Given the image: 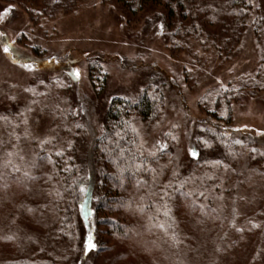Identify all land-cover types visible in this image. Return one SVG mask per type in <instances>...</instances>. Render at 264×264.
<instances>
[{
  "label": "rangeland",
  "instance_id": "374dc122",
  "mask_svg": "<svg viewBox=\"0 0 264 264\" xmlns=\"http://www.w3.org/2000/svg\"><path fill=\"white\" fill-rule=\"evenodd\" d=\"M8 1L0 0V176L31 173L34 169L26 164L36 155L33 144L49 135L57 144L55 151L65 154V164L75 155L84 166L91 142L103 132L111 99L136 98L147 77L158 70L171 79L164 111L154 123L138 118L134 123L151 154L161 144L173 145L177 160L169 173L180 171L183 178L194 170L203 177L207 173L202 168L223 156L216 143L201 153L195 148V142L207 144L194 140L195 127L208 112H216L251 143L232 153L222 167L210 166L214 174L227 173L223 184L230 190L213 204L220 219L214 220L209 240L193 234L190 219L182 214L173 232L178 246H173L191 263L264 264V0H251L252 16L260 18L257 32L250 27L238 50L219 57L208 43L190 40L174 47L161 38L155 14L165 16V0L147 1L143 11H128L123 2L132 0H72L50 17L31 16L28 1ZM73 70L79 71L78 78ZM253 78L257 85H248ZM189 148L198 153L196 158ZM43 171L48 176L26 182L16 205L0 214L3 232L21 244L15 249L0 242V264L26 258L28 264L33 259L37 264H115L114 253L103 249L105 231L101 249L97 245L84 251L95 203L89 170L83 184L88 198L79 202L61 180L51 177L49 167ZM107 244L114 248L112 241Z\"/></svg>",
  "mask_w": 264,
  "mask_h": 264
},
{
  "label": "trees",
  "instance_id": "16d2710c",
  "mask_svg": "<svg viewBox=\"0 0 264 264\" xmlns=\"http://www.w3.org/2000/svg\"><path fill=\"white\" fill-rule=\"evenodd\" d=\"M10 1L13 0L8 2ZM25 1L31 4L26 8L31 16L33 13H40L50 17L72 0ZM147 1L159 4L161 0H132L123 3L128 11L137 8L143 11ZM165 1L166 14H155L158 19L155 22L160 26L161 38L174 47L186 45L190 40L208 43L216 48L215 53L219 57L229 49L238 50L250 27H253L255 34L260 25V18L252 16L251 0ZM145 19L150 24V18L147 16ZM255 37L258 38L257 35ZM105 78L104 73L102 79ZM253 79L255 82L248 85H257L258 79ZM170 82L171 79L166 73L155 70L147 77L144 89L136 98L113 97L106 108L103 132L91 142L88 160L84 166L77 163L75 155H71V159L65 164V154L56 155L57 144L51 135L37 144L34 143L33 150L36 155L32 163L26 164L34 170L28 176L18 172L0 176V214L17 202L19 194L26 192V182L30 184L31 181L37 182L40 177L48 176L43 171L45 167L52 170L50 174L53 179L63 182L74 202H79L84 196L88 198L87 190L81 192L80 189L85 183V170H89L90 188L95 190V203L89 214V234L101 249L105 231L108 238L103 249L106 247L105 250L114 253L115 264L118 261L122 264H198L191 263L188 255H184V251L182 253L177 248L178 240L173 233L175 222L180 220L182 214L185 215L190 219L188 226L193 234L200 240H209L208 234L214 230V220L220 219L213 204L226 190H230L229 186L224 185L227 173L225 175L218 170L214 174L210 166L219 162L216 164L222 167L225 159H231L232 153L242 147H251V143L244 135L237 134V130L216 112H208L209 116L201 121L202 125L195 127L197 134L194 140L201 138L207 144L204 147L195 142V148L201 153L200 149L216 143L222 148L223 156L221 159L218 157L214 164L212 162L202 168L207 173L203 177L194 170L187 171L183 178L179 177L180 171H176L174 175L169 173L171 165H175L177 160L173 145L151 154L140 142L134 118L147 123L156 122L164 111L165 90L170 87ZM254 152L258 153L259 150ZM213 180L217 182L213 184ZM231 186L233 189L234 185ZM18 208L16 214L22 210L20 206ZM55 208L58 209L57 204ZM159 224H164L165 228L161 229L157 226ZM111 241L114 243L112 250L107 244ZM0 242L14 246L15 249L21 245L15 237L4 233L1 227ZM181 242L188 253L189 244L186 246L184 239ZM178 253L181 255H176ZM21 260L23 263L15 261L10 264H28L27 258ZM51 261L54 260L50 258ZM30 263L37 264L34 259Z\"/></svg>",
  "mask_w": 264,
  "mask_h": 264
},
{
  "label": "snow or ice",
  "instance_id": "6c2138e0",
  "mask_svg": "<svg viewBox=\"0 0 264 264\" xmlns=\"http://www.w3.org/2000/svg\"><path fill=\"white\" fill-rule=\"evenodd\" d=\"M4 51L7 53L9 50H8L7 47H5V48H4ZM24 67H28V68H30V65H24ZM73 71L75 72V75H76V77L78 78V77H79V71H78V70H73ZM237 143H239V141H237ZM164 148H166V145L161 144V145H160V149L163 150ZM253 151H255V150H253ZM188 153H189V155H191L193 158H196L197 155H198V153H197L195 150L191 149V148L188 149ZM8 155H12V154L9 153ZM56 155L59 156V155H61V153H60V152H57ZM153 155H154V154H153ZM21 159H23V158L21 157ZM216 163H219V162H216ZM14 170H15V171H19V168H14ZM24 175H25V176H28L29 174H28L27 172H25ZM80 191H81V192H84V191H85V188L81 187ZM201 195H203V193H201ZM140 210H141V211L143 210V206H142V205L140 206ZM165 215H167V212H165ZM157 226L160 227L161 229H164V228H165V225H164V224H159V225H157ZM253 227H255V225H253ZM7 238H8V239H11V237H7ZM95 248H96V244L93 242V239H92L91 234H89V237H88V239H87V241H86V243H85L84 251H85V252H88V251L94 250Z\"/></svg>",
  "mask_w": 264,
  "mask_h": 264
}]
</instances>
